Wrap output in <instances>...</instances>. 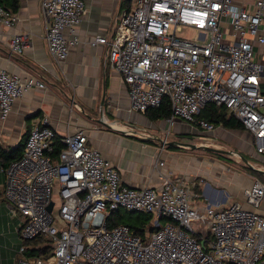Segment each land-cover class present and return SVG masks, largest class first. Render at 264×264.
I'll return each instance as SVG.
<instances>
[{
	"label": "built area",
	"instance_id": "built-area-1",
	"mask_svg": "<svg viewBox=\"0 0 264 264\" xmlns=\"http://www.w3.org/2000/svg\"><path fill=\"white\" fill-rule=\"evenodd\" d=\"M40 8L47 53L62 63L80 43L84 0H41ZM15 20L0 7V25ZM89 44L108 48V64L128 88L129 112L167 103L169 125L182 120L212 131V123L195 118L207 104L224 106L264 155V65L254 50L264 47V0H132L112 40L96 36ZM27 45L26 35L9 41L13 54ZM32 88L44 84L0 72V118ZM55 138L40 119L21 158L1 168L7 209L23 219L15 228L22 243L43 236L52 246L47 259L19 264H264V217L253 210L237 202L214 208L160 171L158 190L123 186L83 131L61 138L65 147L54 159ZM245 197L257 209L263 184L254 180ZM122 209L152 215L158 230L144 242L127 225L110 227V215Z\"/></svg>",
	"mask_w": 264,
	"mask_h": 264
},
{
	"label": "crops",
	"instance_id": "crops-1",
	"mask_svg": "<svg viewBox=\"0 0 264 264\" xmlns=\"http://www.w3.org/2000/svg\"><path fill=\"white\" fill-rule=\"evenodd\" d=\"M131 1L84 0L87 13L77 28L80 43L58 63L47 53L41 0H18L12 26L0 25V72L42 82L44 89L28 90L14 102L8 117L0 118V144L17 147L35 123L46 118L58 138L83 131L87 147L113 165L123 186L158 190L160 171L214 208L237 202L264 217V199L255 210L246 203L245 191L254 180L264 186V155H257L248 132L219 124L207 131L182 120L169 125L166 119L150 121L145 113L129 112L128 88L111 70L108 48L89 42L96 36L111 41ZM241 2L252 0H235L237 5ZM15 35L27 36L28 45L21 54L9 48ZM254 50L264 65V47ZM221 157L234 160L235 167L220 164ZM159 161L164 162L161 169ZM0 186H4L1 166ZM2 206L6 210L0 195V264H19L29 257L19 253L23 243L16 229L4 224Z\"/></svg>",
	"mask_w": 264,
	"mask_h": 264
},
{
	"label": "trees",
	"instance_id": "trees-1",
	"mask_svg": "<svg viewBox=\"0 0 264 264\" xmlns=\"http://www.w3.org/2000/svg\"><path fill=\"white\" fill-rule=\"evenodd\" d=\"M0 7L10 14H16L19 9L18 0H0ZM146 117L150 121L165 120L170 116V109L167 103H163L160 107L155 109H150L145 112ZM197 121L204 120L213 125H222L228 129L242 130L243 127L240 122L231 114H229L224 106H215L214 104H207L203 109L200 110L199 114L195 118ZM26 136H24L21 142L15 148L3 147L0 144V166L1 168H6L10 163L19 160L22 156L24 145L26 141ZM64 144L61 142V138L56 137L53 143L52 157L55 159L58 154L64 149ZM121 210L113 212L109 217V226H115L119 224L117 218H119V213ZM117 217H114V215ZM124 225V224H123ZM130 227L131 231L139 236L142 241H146L145 236L147 235L141 227L136 225H127ZM158 228L153 227L150 230L151 234L155 232ZM23 245L26 247L24 255L29 258H41L47 259L52 251L51 242L43 237H37L30 241H24Z\"/></svg>",
	"mask_w": 264,
	"mask_h": 264
},
{
	"label": "rangeland",
	"instance_id": "rangeland-1",
	"mask_svg": "<svg viewBox=\"0 0 264 264\" xmlns=\"http://www.w3.org/2000/svg\"><path fill=\"white\" fill-rule=\"evenodd\" d=\"M184 35L186 37H189V38H193L194 36V33L193 31H186V32H183ZM208 154V155H213L211 153H208L206 152L205 155ZM204 159H207L206 157H204ZM220 159V158H219ZM218 159V160H219ZM219 163L222 164V165H226L228 167H231L233 169V167H235V162L234 160L230 159L229 157H221V159L219 160ZM3 185V184H2ZM4 186H0V195L2 196L5 204L6 203V200H5V197H4ZM1 212L4 216V224L8 227L11 226V229H15L16 228V225L19 224V222H22L23 219L21 217H17V218H12V216L10 215L9 213V210L7 209V206H6V210H5V207H1ZM1 214V213H0ZM8 215V216H7ZM114 217H117V215L115 214ZM119 218H117V220L119 221V224H124V225H136V226H139L142 228V230L145 231L146 234L150 233V230L155 227L153 222H154V218L152 215L150 214H141V213H135V212H130V211H127V210H124L122 209L119 213ZM12 219V220H11ZM14 220V222H13ZM2 222L0 221V229H2ZM156 228V227H155ZM155 230V229H154ZM157 230V229H156ZM155 230V231H156ZM22 241V240H21Z\"/></svg>",
	"mask_w": 264,
	"mask_h": 264
}]
</instances>
